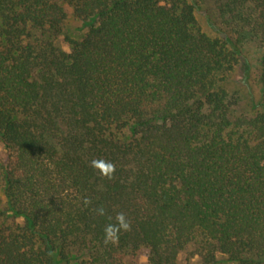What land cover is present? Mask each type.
Segmentation results:
<instances>
[{"label": "trees", "instance_id": "16d2710c", "mask_svg": "<svg viewBox=\"0 0 264 264\" xmlns=\"http://www.w3.org/2000/svg\"><path fill=\"white\" fill-rule=\"evenodd\" d=\"M64 1L80 39L57 0H0V264H264V0Z\"/></svg>", "mask_w": 264, "mask_h": 264}, {"label": "rangeland", "instance_id": "374dc122", "mask_svg": "<svg viewBox=\"0 0 264 264\" xmlns=\"http://www.w3.org/2000/svg\"><path fill=\"white\" fill-rule=\"evenodd\" d=\"M57 2L69 11V18L64 26V31L70 34V36H72L74 39L82 38L85 33V30L81 27V24L71 16V9L68 4L64 0H57ZM197 19L202 31L207 35L214 37L215 33L211 29L209 22L207 21L206 17L202 14V12H197ZM60 47L65 51L69 50L68 46L65 43H61ZM251 60L252 62H254V56L252 55ZM243 79L245 80L244 69L239 68L237 74H234L232 76L227 85L230 90L239 89L237 93L239 94L242 100L239 106V110L251 113L254 107L256 106L260 96V85L258 84L257 73L254 70L251 72V75L246 78L245 81ZM240 81H243V83ZM5 209L6 201L2 190L0 189V213H2V211H4ZM2 218L3 216L1 217L0 214V226L3 222Z\"/></svg>", "mask_w": 264, "mask_h": 264}, {"label": "clouds", "instance_id": "9594fccd", "mask_svg": "<svg viewBox=\"0 0 264 264\" xmlns=\"http://www.w3.org/2000/svg\"><path fill=\"white\" fill-rule=\"evenodd\" d=\"M90 167L96 170L102 177L113 180L115 179V173L117 170L116 164L110 160H105L103 158H96L90 161ZM91 198H84L83 204L85 206L92 205ZM92 212L98 216H105L106 209L103 206L92 207ZM109 220L113 221L105 225L104 227V244L107 246L109 244L115 245L120 239L121 233H126L132 231V222L123 212H118L114 220L109 217ZM49 255H55L54 252H49Z\"/></svg>", "mask_w": 264, "mask_h": 264}]
</instances>
